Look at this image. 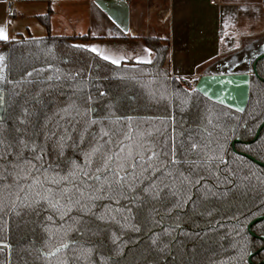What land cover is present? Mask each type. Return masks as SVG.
Returning <instances> with one entry per match:
<instances>
[{
	"label": "trees",
	"instance_id": "trees-1",
	"mask_svg": "<svg viewBox=\"0 0 264 264\" xmlns=\"http://www.w3.org/2000/svg\"><path fill=\"white\" fill-rule=\"evenodd\" d=\"M39 19L48 27V15L40 16ZM87 38L88 36L48 34L41 38L27 36L0 41V55L5 57L3 65H6L4 75L16 82L0 83V93L6 97L8 105L3 106L0 117L5 118L7 127L17 123L13 117L14 114H20L21 106L34 113L31 119L39 121L37 151L43 148L51 154L45 157V164L58 152L56 143L60 136L71 135L72 139L66 140L64 153L76 160L78 166L84 165V154L88 153L92 162L85 170L90 174L96 173L111 148L113 161L110 163L114 170H118L115 164L123 163L130 147H137L139 150L138 145L144 144L151 151L157 150L155 141L159 137L153 135L141 138L135 131L138 125L146 132H155L156 129L166 132V150L169 154L173 146L179 147L180 138L187 143L188 135L191 134L196 142L208 145L203 151H207L210 156L222 157V161L214 159L200 166L195 155L182 152L179 159L187 157L188 162L175 167L169 164L171 176H166L163 171L142 173V168L149 163L146 159L140 161L141 167L135 169H129L125 165L126 171H134L139 177L137 183L155 177L157 186L167 185L177 192V197H168L167 207L153 202L155 211L147 209L139 222L132 220L133 224L140 227L139 232L130 228L121 232L118 228L111 227L108 232L95 236L91 233L79 236L69 232L70 238L77 243L71 246L75 249V254L71 248L67 250V254L73 260L79 255V264H87L83 250L96 245L93 248V264H105L101 256L107 258V264H259L263 261L264 248L254 254L251 261L248 256L264 245V241L258 237L264 236V220L252 225L251 231L256 236L250 234L247 226L258 216L264 215V167L244 154L264 163V127L257 139L251 142L264 121V58L256 63L257 75L252 70L249 71L248 102L244 111L239 112L198 92L194 88L197 79L191 84L188 79L170 74L167 37H146L145 44L153 51L151 62L129 64H112L85 47H76L80 46L75 44L77 40L84 41ZM254 59L255 57L252 58L251 65ZM101 91L106 92L104 97H100ZM13 93L20 95L14 96ZM89 95L94 100L93 107L97 109L98 116H107L106 108L103 113L99 109L112 102L113 111L117 115L124 113L133 116L132 140L120 137L123 149L116 145V138H112L111 142H107L108 137L99 138L101 127L105 131L120 127L118 123H109L108 119H105L103 125L92 126L97 140L93 141L85 134L86 140L81 143L79 133L88 117L79 113H84L88 107L86 100ZM121 103L125 107L117 110L115 105ZM65 108L68 111H62ZM70 122L76 125L75 132L72 127H68ZM45 131L50 135L55 132L56 135L52 140L45 141ZM165 139L160 142L165 143ZM235 139L239 142L234 143V151L232 142ZM93 147L98 151L93 152ZM151 151L147 154L151 155ZM2 153L3 149H0V154ZM25 154L31 159L32 154L28 150H25ZM13 159L14 157H9L10 162ZM192 161L196 163L193 164ZM150 163L160 168L161 163L167 164V161L161 156L153 157ZM2 164L3 161L0 160V165ZM57 171L60 172L59 169ZM67 171L64 168L60 175ZM181 172L189 177L188 182L181 183ZM228 173L232 175L228 177ZM120 175L126 180L132 179L125 175V171H121ZM47 177L60 178L53 172H48ZM226 177L234 183H228ZM109 179L112 177H101L90 183L106 188ZM197 180L200 181L199 184ZM5 183L12 185V176L0 180V198H14L16 188L4 190ZM211 193H215V196ZM19 195L24 196V193L20 192ZM97 203L110 204L113 209L117 207L107 199ZM67 206L72 207V211L68 214L71 219L66 218L65 229L72 226L73 219L83 215L78 207ZM99 210L93 209L97 212ZM117 218L121 223L125 222L123 215H118ZM8 219V216L0 218V229H4V221ZM35 219L34 215L27 213L21 218L11 215V233L0 231V249H3L5 242L10 244L5 249V262L9 256L8 264H57L58 259L66 255V251L62 250L54 256L36 259L41 252L51 251L62 240L60 236H56L49 247H42L40 230L32 223ZM165 228L170 234H163ZM112 231L120 237L117 241L119 249L109 238ZM154 237L155 244L152 243Z\"/></svg>",
	"mask_w": 264,
	"mask_h": 264
},
{
	"label": "snow or ice",
	"instance_id": "snow-or-ice-1",
	"mask_svg": "<svg viewBox=\"0 0 264 264\" xmlns=\"http://www.w3.org/2000/svg\"><path fill=\"white\" fill-rule=\"evenodd\" d=\"M9 39L5 28L0 27V40L8 41ZM76 47H87L97 55H100L105 61H110L112 64L120 63L119 59H114L109 55L100 53L94 46L80 45ZM144 51L149 52L147 48L144 49ZM4 60L5 57L0 55V65H3ZM137 60L139 61L140 58L137 57ZM141 62L150 63L151 61L144 60ZM5 67L6 65L0 66V83H16L4 75ZM27 75L30 76L31 73H27ZM57 79H59V77H57ZM13 95L19 96L20 94L13 93ZM105 95L106 92H100V97H104ZM25 103H27V101H25ZM86 104L88 107L85 109V112L79 113V115H87L88 117L83 129L79 133L81 143H84L86 140L85 134L91 137L93 141L97 140L98 137L92 126L103 125L105 119H108L109 123H118L120 127L109 128L107 131L104 130V127H101L99 138L108 137L109 140L107 142H111L112 138H116V145L121 149L124 148V145L120 137H123V140H132V133L134 131L132 127V115L124 113L117 115L116 111H113L114 102H112L107 106H101L99 109L100 113H103L106 108L108 115L98 116L97 109L93 107L94 100L90 95L87 97ZM0 106L8 107L7 99L4 95H0ZM115 107L119 110L125 107V105L121 103L115 105ZM62 111H68V109L65 108ZM33 115L34 113H30L27 108L21 106L20 114H14L13 117L17 123L7 127L5 126V118L0 117V149H3V153L0 154V160L3 161V164L0 165V169H2V171H0V180H6L8 176H12L13 184L9 185L5 183L4 190H10L12 187H15L17 190L14 198H0V214H2L0 218L3 216L9 217L8 220L4 221V229H0V231L6 230L7 234L11 233V215L17 218H21L26 213L34 215L36 219L33 220L32 223L40 230L42 247H49L50 242L56 236H60L62 240V242L58 243L51 251L41 252L40 256H37L36 259L54 256L56 253L65 250L66 255L59 258L57 264H79L81 259L79 255H76L75 260H73L72 257L67 254V250L70 248L72 253L75 254V249L71 246L77 243V241L70 238L69 232L76 233L79 236H84L88 233L95 236L108 232L110 227L112 229L118 228L121 232L129 228L139 232L141 230L140 227L133 224L132 220L139 222L147 209L155 211L153 202L161 207H167L168 197H177V192L168 188L167 185L163 187L157 186L155 184V177L137 183L136 181L139 177L134 171H126L125 165H127L129 169H135L136 167H141L140 161L146 159L149 163H147L146 167L142 168V173H158L163 171L166 176H171L172 172L168 168L169 164L175 167L177 164L188 162L187 157H185L184 160L179 159V155L182 152L195 155L200 162V166L210 163L214 159L222 161V157L210 156L207 151H203L208 148V145H202L196 142L193 140L191 134L188 135L187 143L184 142L183 138H180L178 141L179 147L173 146L169 154V151L166 150V132H161L159 129H156L155 132H146L138 125L135 131L141 138L145 136L152 137L153 135L159 137L155 141L157 150L151 151L146 148L144 144L138 145L139 150H137V147H130L127 155L123 158V163L115 164V168L118 170H114L110 163L113 161L111 148L108 149V154L104 156L103 164L96 169V173L90 174L85 170L92 162L88 153L84 154V165L78 166L76 160L65 156L64 153L66 140L72 139L71 135L60 136L56 143L58 152L49 163L45 164V157L51 154L45 152L43 148L37 151L39 146L36 138L39 136V121L38 119H31ZM110 117H114L115 119H109ZM68 127H72L73 132L76 131V125L71 122ZM55 135V132L50 135L45 131V141L52 140ZM161 139H165V143H161ZM73 146H75V140H73ZM25 150H28V152L32 154L31 159L26 156ZM92 151L96 152L98 149L93 147ZM149 151H151V155L147 154ZM202 151L203 155H201ZM161 156L167 161V164L161 163L160 168H156L150 163L153 157L159 158ZM9 157H14V159L10 162ZM137 157H139V160H137ZM129 158H131V161H129ZM191 163L195 164L196 161H192ZM64 168H67L68 171L60 175V172H62ZM57 169H59L60 172H58ZM121 171H125V175L131 176L132 179L126 180L124 176L120 175ZM48 172H53L55 176H59L60 178L48 179ZM179 175L181 177V183L189 181V177H186L183 172ZM231 175L232 173H228V177ZM101 177H112V179L107 180L106 188L103 185H94L90 183L94 180L101 179ZM228 177H226L228 183H234V181L228 179ZM199 182L200 181L197 180V184H199ZM69 185L71 187H68ZM20 192H23L24 196H20ZM211 195L215 196V193H211ZM113 197H116V199H113ZM105 199L116 204L117 207L113 209L110 204L97 203V201H103ZM190 199L191 197H189V200ZM121 201H126L127 203L124 204L121 203ZM67 205L76 206L83 212L82 216H78L72 220V226L69 229L64 228L67 219H71L68 214L72 211V207H68ZM95 208H99L100 210L98 212L93 211ZM169 211H171V209H169ZM118 215L124 216V223H121L120 219L117 218ZM101 225L104 227H101ZM61 233H63V235H61ZM163 234H170L169 230L165 228ZM109 238L111 243L116 245L117 249H119L117 241L120 237L116 235L115 231H112ZM152 243H156L155 237ZM95 246L96 245H93L83 250L84 253H86L84 260L87 261V264H93L92 255ZM2 247L9 248L10 244L5 242ZM105 247H107V245H105ZM117 254H119V252H117ZM28 255H31V253H28ZM101 260H104L105 264H107V258L105 256H101Z\"/></svg>",
	"mask_w": 264,
	"mask_h": 264
},
{
	"label": "crops",
	"instance_id": "crops-1",
	"mask_svg": "<svg viewBox=\"0 0 264 264\" xmlns=\"http://www.w3.org/2000/svg\"><path fill=\"white\" fill-rule=\"evenodd\" d=\"M43 15L48 27L39 19ZM0 27L9 40L88 36L75 44L94 46L119 64L151 61L144 39L167 37L170 74L192 84L214 73L227 54L264 48V0H21L11 9L0 0Z\"/></svg>",
	"mask_w": 264,
	"mask_h": 264
},
{
	"label": "water",
	"instance_id": "water-1",
	"mask_svg": "<svg viewBox=\"0 0 264 264\" xmlns=\"http://www.w3.org/2000/svg\"><path fill=\"white\" fill-rule=\"evenodd\" d=\"M253 57H255L252 65L250 60V66L249 68H246L244 71L239 73H231V74H218L213 72H206L205 74L201 75L195 85L194 88L200 92L202 95L207 97L208 99L215 101L219 104H222L224 106H227L231 109H234L239 112H243L249 97V84H250V70H252V73L257 75L256 71V63L264 58V48L259 50L258 54H255ZM252 57V58H253ZM0 95H3L0 93ZM3 106H0V114L2 113ZM264 127V121L259 125L256 135L253 138L252 141L256 140L259 136V133L261 129ZM251 141V142H252ZM239 142L238 139H235L232 142V149H234V143ZM247 158L252 160L254 163L264 167V163L255 159L254 157L244 154ZM264 220V215H260L254 220H252L248 226L247 229L250 232L251 235L256 236L252 231L251 227L253 224L257 223L258 221ZM260 239L264 241V236H259ZM261 250L258 249L254 253L249 254V261L251 257L259 252ZM264 263V261L262 262Z\"/></svg>",
	"mask_w": 264,
	"mask_h": 264
},
{
	"label": "rangeland",
	"instance_id": "rangeland-1",
	"mask_svg": "<svg viewBox=\"0 0 264 264\" xmlns=\"http://www.w3.org/2000/svg\"><path fill=\"white\" fill-rule=\"evenodd\" d=\"M261 44L264 43L261 37ZM255 48H242L238 49L226 56L220 58L217 63L212 67L215 73L218 74H231L244 71L250 66V60L256 54Z\"/></svg>",
	"mask_w": 264,
	"mask_h": 264
},
{
	"label": "flooded vegetation",
	"instance_id": "flooded-vegetation-1",
	"mask_svg": "<svg viewBox=\"0 0 264 264\" xmlns=\"http://www.w3.org/2000/svg\"><path fill=\"white\" fill-rule=\"evenodd\" d=\"M264 81V80H263ZM253 140V139H252ZM251 140V141H252ZM261 236H263V235H261ZM259 237V236H258ZM264 248V245L261 247V250ZM5 249H7V248H3V249H0V264H8L9 263V256H7V262H5ZM260 249V248H259ZM260 250V251H261ZM257 251V250H256ZM255 251V252H256ZM251 253H254V252H251ZM258 253V252H257ZM256 254V253H255ZM248 260H249V256H248ZM250 261H251V259H250ZM264 261V260H263ZM263 261H261L259 264H261Z\"/></svg>",
	"mask_w": 264,
	"mask_h": 264
},
{
	"label": "built area",
	"instance_id": "built-area-1",
	"mask_svg": "<svg viewBox=\"0 0 264 264\" xmlns=\"http://www.w3.org/2000/svg\"><path fill=\"white\" fill-rule=\"evenodd\" d=\"M18 1H21V0H6L7 5H8V7H9L10 9L12 8L13 4H14L15 2H18Z\"/></svg>",
	"mask_w": 264,
	"mask_h": 264
}]
</instances>
